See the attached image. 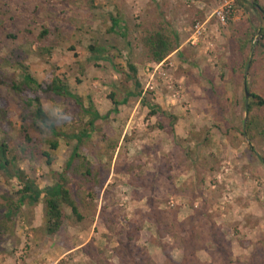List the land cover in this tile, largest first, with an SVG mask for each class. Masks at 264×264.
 <instances>
[{"label": "rangeland", "instance_id": "374dc122", "mask_svg": "<svg viewBox=\"0 0 264 264\" xmlns=\"http://www.w3.org/2000/svg\"><path fill=\"white\" fill-rule=\"evenodd\" d=\"M255 3L236 0L237 13L224 26L215 16L220 0H0V76L21 83L29 68L44 83L56 73L86 105L112 112L80 145L104 184L88 185L94 197L84 225L67 208L71 218L49 235L45 196L23 199L21 182L0 170V213L15 210L0 234V264H264V138L251 142L243 134L254 100L246 88L264 96V50L257 46L264 20ZM113 16L127 38L111 30ZM160 18L184 48L158 64L141 38ZM91 45L110 59H94ZM130 64L140 88L127 77ZM33 96L29 88L17 94L0 86V140L12 149L34 116L27 107ZM40 97L59 129L79 126L73 99ZM144 99L167 115L151 116ZM168 115L176 116L174 127ZM42 130L29 132L39 142ZM60 142L53 166L39 149L17 164L43 191L77 145ZM67 177L74 190L82 185Z\"/></svg>", "mask_w": 264, "mask_h": 264}, {"label": "trees", "instance_id": "16d2710c", "mask_svg": "<svg viewBox=\"0 0 264 264\" xmlns=\"http://www.w3.org/2000/svg\"><path fill=\"white\" fill-rule=\"evenodd\" d=\"M254 8L262 14L264 20V6L259 3V0H255ZM113 25L111 30L113 32L122 33L127 38V34L123 33V29L120 28L122 21L118 17H112ZM47 34L43 32V36ZM260 35L262 38L259 40L257 46L264 50V28H260ZM142 43L148 52V56L152 62L163 63L169 56L179 50L181 47L180 37L174 30L172 25L164 18H160L157 23L152 27H145L142 32ZM249 46L248 41L244 40L241 46V52L245 53ZM90 52L93 54L94 59H110L106 56L107 50L102 46L91 45L89 47ZM129 69L133 75H127L128 79L135 81L138 88L142 85L138 80V70L133 64L129 65ZM0 86H9L17 94L25 92L26 88L33 91L34 96L27 102V107L32 108V114L34 115L29 125L22 126L23 140L14 149L6 141L0 140V170L6 171L11 177H16L22 184L23 188L19 191L23 195V199L29 198L32 202L38 203L44 195V203L46 206V220H47V232L49 235H57L71 218L67 212V208L70 209L72 216L74 217V223L78 226L84 225L87 219L86 213L89 212L90 202L88 197H94V191H90L88 186L93 182L95 188L102 187V171L94 165L87 156L80 152V145L84 140L90 139L95 131H97V122L100 119H108L111 117V113L103 116L95 106L94 101H90L88 105L84 100L74 94L70 87L64 80L56 73H52L44 83L36 79L29 71V68L24 72V78L21 83L9 82L7 78L0 76ZM39 93V95H37ZM54 94L66 99H73L79 108V119L81 123L77 127H70L67 129H59L55 121L45 112L43 107L42 98L40 94ZM251 97L254 99L247 106V122L244 135H249V139L255 138L256 134L261 135L264 138V128L260 127L261 113L260 110L264 109V96L249 89ZM133 94H131L132 96ZM113 95L111 97L115 109L114 112L119 111L120 102ZM143 104L150 109V115L155 116L157 114L166 112L162 110L159 105L152 104L149 100L144 99ZM172 118L171 124L174 127V121L176 116L168 115ZM86 119H88L86 121ZM48 129L46 136L41 141L37 142L30 134L29 130L35 127L38 130L43 131L44 127ZM43 127V128H42ZM161 128H164L161 125ZM259 129V130H258ZM258 130V132H257ZM175 131V130H174ZM44 133V132H43ZM61 139H65L68 142L77 141L69 161L67 162L65 171L63 174H54L56 183L48 187L46 190H42L35 181L31 180L27 173L17 166L21 159L26 157V153L31 149L32 151L41 150L44 157L47 158V164L53 166L56 163L54 152L58 151ZM47 145L48 148L43 150L40 145ZM119 141L114 140L109 143L111 151L116 150ZM252 147V146H251ZM254 150V148H251ZM34 153V152H32ZM71 176L75 181L80 182L79 188L74 190V184L68 179L67 176ZM15 214V210L12 206L9 207L7 212L0 213V234L2 230L6 229V224L9 220H12ZM166 253V252H165ZM148 258V253L144 252ZM167 257L170 256L166 253ZM171 261V260H170ZM151 262H145L150 264ZM190 262L189 264H193Z\"/></svg>", "mask_w": 264, "mask_h": 264}, {"label": "built area", "instance_id": "2783aa9c", "mask_svg": "<svg viewBox=\"0 0 264 264\" xmlns=\"http://www.w3.org/2000/svg\"><path fill=\"white\" fill-rule=\"evenodd\" d=\"M237 13L236 0H220V7L216 10L215 16L222 25L230 23ZM196 35L202 34L200 26H197Z\"/></svg>", "mask_w": 264, "mask_h": 264}, {"label": "crops", "instance_id": "0c3cea01", "mask_svg": "<svg viewBox=\"0 0 264 264\" xmlns=\"http://www.w3.org/2000/svg\"><path fill=\"white\" fill-rule=\"evenodd\" d=\"M179 37H180V36H179ZM183 48H184V45H182V46L180 47V49L178 50V51H179L178 53L181 54V51L183 50Z\"/></svg>", "mask_w": 264, "mask_h": 264}, {"label": "water", "instance_id": "95a60500", "mask_svg": "<svg viewBox=\"0 0 264 264\" xmlns=\"http://www.w3.org/2000/svg\"><path fill=\"white\" fill-rule=\"evenodd\" d=\"M246 91H247V96L249 97L250 93H249V91H248V89H247V88H246Z\"/></svg>", "mask_w": 264, "mask_h": 264}]
</instances>
